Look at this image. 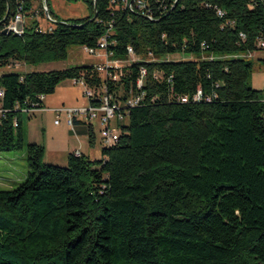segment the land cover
I'll return each mask as SVG.
<instances>
[{
  "label": "trees",
  "instance_id": "trees-1",
  "mask_svg": "<svg viewBox=\"0 0 264 264\" xmlns=\"http://www.w3.org/2000/svg\"><path fill=\"white\" fill-rule=\"evenodd\" d=\"M33 1L0 0V20L8 12L0 67L95 47L110 21L116 57L130 45L158 60L133 63L108 81L123 100L139 65L147 68L143 103L129 109L101 158L73 151L65 166L45 164L44 147L27 144L25 178L0 189V264H264V89L249 82L250 55L264 49V0H165L166 9L151 0L153 19L110 0H85L89 15L65 23L50 20L61 19L47 0L50 30L33 20L21 34L5 31L19 4L24 16ZM178 54L191 58L160 60ZM80 77L101 83L93 65L1 74L0 151L22 146V109ZM198 88L202 99L194 101ZM93 138L89 129L90 145Z\"/></svg>",
  "mask_w": 264,
  "mask_h": 264
},
{
  "label": "rangeland",
  "instance_id": "rangeland-1",
  "mask_svg": "<svg viewBox=\"0 0 264 264\" xmlns=\"http://www.w3.org/2000/svg\"><path fill=\"white\" fill-rule=\"evenodd\" d=\"M39 0L32 2V7L23 16L25 25H29L33 20L38 21L39 26L45 30L52 26V22L41 15ZM43 2V1H42ZM49 5L59 19H78L89 15L90 11L85 0H48ZM45 3L43 2V8ZM36 13V14H33ZM171 56V55H170ZM173 56V55H172ZM175 56V55H174ZM182 59L191 58L189 55L178 54ZM175 56L176 58H179ZM264 57V49L252 52L250 60L253 70L250 75V86L254 89H264V67L260 63V58ZM99 62L96 55L86 53L82 46L72 45L67 50V56L63 60L42 62L39 64H24L12 66L8 64L0 67V75L3 73H26L30 71H47L62 69L73 66L93 65ZM88 99L84 94V85L80 82L73 83V79L66 78L60 81L54 92L45 95L42 105L44 110L22 111L21 127L23 134L22 146L9 151H0V189H11L16 187L26 175L28 165L26 159V147L29 143H37L44 147L42 162L45 164H56L65 166L67 156L88 144L87 137L74 133L66 123V114L60 112L59 124H55L56 113L50 109L55 108H79L88 104ZM81 124H83L81 122ZM101 125L93 122L91 129L94 133V144L87 145L89 148V158L99 159L102 157L101 148L105 145L101 142L99 129Z\"/></svg>",
  "mask_w": 264,
  "mask_h": 264
},
{
  "label": "built area",
  "instance_id": "built-area-1",
  "mask_svg": "<svg viewBox=\"0 0 264 264\" xmlns=\"http://www.w3.org/2000/svg\"><path fill=\"white\" fill-rule=\"evenodd\" d=\"M111 6L114 8H129L133 9L138 8L141 10V13L147 16L150 19L154 18V14L151 11V0H110ZM154 4L158 7L161 6V9L167 8V3L165 0H152ZM23 14H22V5L19 4L18 10L9 21V23L4 27L5 31L14 32L21 34L23 32ZM40 27V26H39ZM52 27H48L45 30H50ZM41 30H43L40 27ZM114 34L113 21L107 23V28L105 33L97 40V45L95 47L82 46L83 50L91 55H96L99 58V62L93 64V67L99 77L101 78V83L96 86H89L85 83L82 77L73 78V83H82L84 85V94L88 99V104L76 109L73 108H55L50 109L56 113V118L54 120L55 124H59V114L64 112L66 114V123L72 131H75V121L82 122L87 127L92 126V122L97 121L101 127L98 131L101 142L105 146H110L115 144L119 139L120 134V125L123 124L126 120V114L130 108L143 103L145 92L142 91L144 86L145 77L147 75V68L143 65H139V75L135 81V89L130 90L125 99H118L121 94L118 92L109 91V82H118L126 69L136 62H152L158 60L148 51L146 56L142 57L138 55L133 48L128 45L126 47V55L124 58L116 57L109 49L110 46L115 45V40L112 38ZM240 37L244 38V34L240 33ZM110 38V41H109ZM260 46H264L262 41L259 42ZM179 57V56H178ZM176 58L175 56H166L162 60H170ZM12 66H19L21 63L16 61H11ZM82 76V75H81ZM152 76L155 79L161 80L164 78L162 71L153 70ZM167 82L171 83V75L166 78ZM45 95L40 94L37 96L36 102H34L31 108L22 109V111H38L44 110L42 101ZM2 98L3 90L0 88V120L4 116V109L2 107ZM192 99L194 101H199L202 99L201 89L198 88L196 93L193 95ZM182 102L187 101L186 96L180 97ZM261 100L264 102V94L261 97ZM21 111V112H22ZM17 125L16 119H13V126ZM75 155H79L78 150L74 151Z\"/></svg>",
  "mask_w": 264,
  "mask_h": 264
},
{
  "label": "crops",
  "instance_id": "crops-1",
  "mask_svg": "<svg viewBox=\"0 0 264 264\" xmlns=\"http://www.w3.org/2000/svg\"><path fill=\"white\" fill-rule=\"evenodd\" d=\"M95 122H97V121H95ZM75 126L77 127L78 134H82V135L86 136L87 137V140H88V130L89 129L92 130L91 127L90 126L87 127L85 124H81V122L77 123ZM73 132L76 133V129ZM93 135H94V133H93ZM88 144H89V146H92L94 144V138H93V144L90 145L89 140H88ZM88 144H85L84 147L78 146V149H73V151L78 150L80 153L89 156L90 153H89V148L87 146Z\"/></svg>",
  "mask_w": 264,
  "mask_h": 264
},
{
  "label": "water",
  "instance_id": "water-1",
  "mask_svg": "<svg viewBox=\"0 0 264 264\" xmlns=\"http://www.w3.org/2000/svg\"><path fill=\"white\" fill-rule=\"evenodd\" d=\"M43 2L45 3V6H44V13L45 15L47 16L48 19H50L49 15H48V9H47V6H46V2L47 0H43ZM95 1H94V14L91 16L90 20L94 19L96 17V11H95ZM8 12L6 13V15L4 16V18L2 20H0V23H2L6 16H7ZM53 23H65V21L63 20H55V19H50ZM81 24H78V26H80Z\"/></svg>",
  "mask_w": 264,
  "mask_h": 264
}]
</instances>
